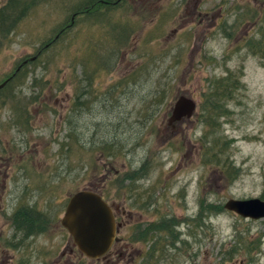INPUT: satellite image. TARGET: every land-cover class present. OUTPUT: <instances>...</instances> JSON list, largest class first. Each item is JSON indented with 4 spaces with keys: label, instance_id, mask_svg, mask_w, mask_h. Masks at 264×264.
Segmentation results:
<instances>
[{
    "label": "rangeland",
    "instance_id": "374dc122",
    "mask_svg": "<svg viewBox=\"0 0 264 264\" xmlns=\"http://www.w3.org/2000/svg\"><path fill=\"white\" fill-rule=\"evenodd\" d=\"M97 1L19 0L12 12L24 10L23 17L5 21L0 40L1 82L23 57L35 56L62 26L70 27L63 42L28 66L20 88L7 91L18 107L26 101L40 106L31 116L41 133V163L51 164L56 176L57 202L99 188L104 169L119 170L116 184L147 189L163 204L168 245L156 264H264V220L223 207L230 199L264 200V0H251L248 10L244 0H125L117 6L109 0L114 5L105 8ZM77 9L87 12L79 16ZM124 22L136 33L120 43L118 32L113 41L107 23ZM92 39L101 42L93 54ZM110 50L117 51L107 61ZM82 56L90 84L81 83L88 96L80 91L77 105L75 83L83 75L72 66ZM100 61L107 65L93 71ZM223 80L228 99H220L209 127L204 95ZM182 95L196 110L171 130L167 121ZM69 132L76 135L70 146ZM96 148L105 152L95 156ZM72 248V264H106L85 258L73 242Z\"/></svg>",
    "mask_w": 264,
    "mask_h": 264
},
{
    "label": "flooded vegetation",
    "instance_id": "af4514ba",
    "mask_svg": "<svg viewBox=\"0 0 264 264\" xmlns=\"http://www.w3.org/2000/svg\"><path fill=\"white\" fill-rule=\"evenodd\" d=\"M250 1L244 0V9L248 10ZM192 12L202 15V19L210 18L197 8ZM258 22L247 19L245 23ZM32 62L31 57H23L14 71L0 82V264H72V239L60 224L66 199L57 202L56 176L51 164L41 163V133L35 124L36 116H31L40 106L26 101L27 105L18 107L5 94L17 87L20 72L28 70ZM4 111L8 115L3 116ZM20 112L26 114L21 123ZM47 144L50 160L52 143ZM102 174L100 187L89 189L98 192L110 207L115 241L100 260L106 264L163 261L168 245V221L163 204L155 202L147 189L136 185L128 188L126 183L114 182V192L110 195L108 181L117 178L120 171L106 168ZM173 233L175 241L179 235Z\"/></svg>",
    "mask_w": 264,
    "mask_h": 264
},
{
    "label": "water",
    "instance_id": "95a60500",
    "mask_svg": "<svg viewBox=\"0 0 264 264\" xmlns=\"http://www.w3.org/2000/svg\"><path fill=\"white\" fill-rule=\"evenodd\" d=\"M195 109L196 103L192 98L179 96L167 124L171 126L184 119L188 120ZM223 207L243 219H264V200L259 198L230 199ZM60 224L72 238L77 250L89 260L103 258L115 240V222L111 209L100 194L92 190L82 189L69 196Z\"/></svg>",
    "mask_w": 264,
    "mask_h": 264
},
{
    "label": "trees",
    "instance_id": "16d2710c",
    "mask_svg": "<svg viewBox=\"0 0 264 264\" xmlns=\"http://www.w3.org/2000/svg\"><path fill=\"white\" fill-rule=\"evenodd\" d=\"M19 0H7L5 2V4H3L1 7H0V40L2 38H4V22L5 21H10L12 23H18L20 21V18L23 17L22 14L24 12V10H21L20 12H12L14 9H15V6L17 5V2ZM94 1V0H92ZM185 2V0H183ZM125 0H117L116 1V6L117 5H122V3H124ZM85 4H87V6H89L90 4V1L86 2ZM95 4V3H94ZM97 4L100 5L101 7H107L106 5H114L112 3L109 2V0H99L97 1ZM88 8V7H87ZM108 10V9H107ZM89 11V10H88ZM102 11V10H101ZM87 12V10L85 11H81L80 9H77V12H76V15H79V16H83L85 13ZM128 21V20H127ZM136 23H139L138 21H136ZM130 24L131 23H123V24H119V23H107L106 27L108 28V31L107 33L109 34H114L111 36V38H113V41L116 39V36L115 34H117L119 32V36H118V39L119 42H123V41H128L132 35H134L136 33V30L134 29H130ZM68 26V27H67ZM69 25H64L62 26L55 35H58L57 39L55 40H50L48 41L46 44H49V46L46 48V49H42L41 51V54H39V56L37 57V59H40L42 58V54L44 52H46L48 49H50L51 47H56L57 44L63 42V39L66 37L67 35V32L69 30ZM91 53L93 54L94 52V49H95V44H99L100 41H97L95 42L93 39L91 40ZM101 43V42H100ZM45 45V44H44ZM115 45H118L117 42L115 43ZM92 47H94L92 49ZM117 50H110L109 53H107L106 56H104V59L107 58V61H108V57L109 55H112L116 52ZM107 61L104 63H102L101 61L99 62V66H95V68L93 69V71L97 70L98 68L102 67L104 68V66L107 65ZM73 69H74V73H77V69L78 67H80V72L82 73L83 77L80 78V80L78 82L75 83V88L78 92V95L76 97V100H77V105L79 104V93L80 91L82 90V87H81V83L84 82V80L87 82L88 84V87H89V84H90V80L87 78L88 75L86 74V60L84 59V57L82 56V60L81 61H78V64H75L72 66ZM98 67V68H97ZM26 72H20V75H19V78L20 77H23L24 79V76L26 75ZM80 76V75H79ZM17 77V75L15 76V78ZM227 80H223V81H220L218 83H212V87H209L208 88V92H206V94L204 95V101H203V113L206 112L207 114V117H203L204 120L207 121V125L209 127H212L213 123H212V118H209V116L213 117V115L216 114V111L218 112V109H222V102L220 99H228V95L226 96H223L226 92V90H224L223 87L224 85L222 83H225ZM22 83H18L17 87L21 86ZM88 87L87 88H83V92H84V95L85 96H88ZM15 89V87H12L11 89L8 90L9 93L12 92V90ZM8 92H6L7 96L8 97H12L13 96V93H14V90H13V93L11 94V96L8 94ZM82 92V91H81ZM83 92L81 93V96L83 94ZM221 93V94H220ZM13 100V99H12ZM18 116L20 117V120L19 122L21 123L22 122V117L23 116H26L25 113H22L20 112L18 114ZM220 116V115H218ZM27 120V119H26ZM23 122H26L25 120H23ZM69 124V123H68ZM73 130V129H72ZM76 135L75 134H72V132H69L67 134V140L70 142L69 146L72 144V139H75ZM216 142V140H211V144H214ZM212 149L214 150H218V145L217 144H214L212 147ZM65 149L67 150L68 149V144L66 143L65 145ZM99 149V150H98ZM102 151L103 153L105 151L102 150V148H96L95 149V153H92V154H95V156H97L96 152H100ZM213 151V150H212ZM211 152V151H210ZM207 153V156L209 155V153ZM108 155V153H107ZM109 156V155H108ZM90 158H93V157H90ZM217 159V155L213 154L211 156V160L214 162V160ZM101 172V170H100ZM115 182V179H111L108 181V185H110L111 187H113ZM152 264H156L155 262H153Z\"/></svg>",
    "mask_w": 264,
    "mask_h": 264
},
{
    "label": "bare ground",
    "instance_id": "6f19581e",
    "mask_svg": "<svg viewBox=\"0 0 264 264\" xmlns=\"http://www.w3.org/2000/svg\"><path fill=\"white\" fill-rule=\"evenodd\" d=\"M81 77V76H80ZM16 88V90L18 89V88H20V86L19 87H15ZM14 92H15V89H14ZM6 94V93H5ZM6 96H7V94H6ZM8 97V96H7Z\"/></svg>",
    "mask_w": 264,
    "mask_h": 264
}]
</instances>
